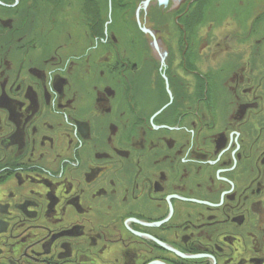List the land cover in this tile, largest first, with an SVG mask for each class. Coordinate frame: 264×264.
Masks as SVG:
<instances>
[{"label":"flooded vegetation","instance_id":"obj_1","mask_svg":"<svg viewBox=\"0 0 264 264\" xmlns=\"http://www.w3.org/2000/svg\"><path fill=\"white\" fill-rule=\"evenodd\" d=\"M65 4L0 0V264H264V155L247 124L264 107L236 89L251 80L239 69L225 83L240 98L222 124L210 125L211 108L182 94L181 79L172 100L162 90L141 97L140 74L154 72L156 86L158 51L176 64L173 51L147 49L138 63L115 32L104 40L96 21L84 34L92 48L81 49L55 26ZM25 8L37 13L20 18ZM187 49L175 48L192 76ZM185 104L190 137L149 132L164 121L181 129Z\"/></svg>","mask_w":264,"mask_h":264},{"label":"rangeland","instance_id":"obj_2","mask_svg":"<svg viewBox=\"0 0 264 264\" xmlns=\"http://www.w3.org/2000/svg\"><path fill=\"white\" fill-rule=\"evenodd\" d=\"M108 1V4L110 5V0ZM138 2V0H121L118 3L120 4L118 6L119 10H114L113 12L112 10H109L107 14L108 20H106L107 16L105 14L104 19H102L103 16L100 15L98 17H94L97 22V32H100V35H102L104 40L107 38V36H111L110 32H115L116 35L121 39L119 47L127 48V50L130 51L132 57L135 59L138 57L136 59L138 63H142L146 57L150 56V52H146L145 50L150 48L159 50L164 46L169 47L170 52L173 51L170 53L169 59H173L174 61L176 60V64L180 65L179 60L184 52H182V50H175V48H188L187 50H184L186 54L185 57L188 58V64H196V66L191 69L196 71V75H194V78H191L189 75L187 76L190 78H181L183 83H181L178 87L179 89H182V87L186 88L185 91L181 93L187 95L189 99H191L194 93H197V95L200 93L199 104L207 108H211L208 118L210 125H214L218 122L217 116L215 115L216 112H219L218 104L221 103L225 108V110L223 108L220 112V116H222L221 120H228L227 112L229 103L231 101L230 91L232 90H229L227 86L225 88V83L229 81L236 70L240 69V74L252 81L250 84H247L246 82V84H242L236 89L244 88L245 95H247V100L250 102L252 99H257L258 101L261 99L258 102L259 104L264 102V93L263 95L261 94L262 90H264V3H261L257 6L259 1L252 0L250 8L244 9L243 5H241V0H183L181 3H177L173 0L169 3L168 6L170 7H168L167 11H163V7L160 4H156L152 1L153 5L148 7L146 10H143L139 14V17L141 16L142 18V23H139L140 18L136 12V6L139 4ZM125 4L130 5L126 6ZM97 6L99 9L100 5L97 4ZM86 8L89 9V11H92L93 14L94 12L98 11L96 6L91 8V6L87 5ZM101 8L102 10L105 9L102 6ZM221 11L223 12L220 13ZM143 16L147 18V20H144ZM187 18L188 20H186ZM127 19L129 20V23L125 22ZM109 21L117 24L119 31H114L111 29L112 31H108L107 33V25ZM248 24L249 26L247 27ZM75 28L80 27L78 26ZM143 28L157 30V32L160 33L159 41L162 43L158 41L157 36L148 37L147 32H145ZM182 31H184V36L180 35ZM78 33L81 34V36L76 37L78 38L77 41L78 45H80V48H92L91 44H93L94 41H89L87 35H84L86 33ZM61 36L63 38L64 34ZM180 37H183L182 39L184 40H181L180 43L178 42L177 45H175L174 41ZM155 41L158 43L157 47V43ZM62 48L63 46L61 47V50ZM254 48H260V52L256 57L254 55ZM216 51H218V53ZM158 53L157 54L160 55V50ZM252 53L254 57H252ZM151 56L153 55L151 54ZM190 58H192V61ZM170 63L169 65L167 62V65L162 61H160V63L157 62V72L155 73L158 74L160 78L157 79L158 83L156 86L153 85L154 77L152 74H154V72L149 71L147 74L140 72L141 74L138 80L140 85L139 88L145 86L143 93H141V97L142 95H145L149 99L150 97H155L158 90H162L165 91L167 95H169L171 100L173 99L172 94L167 89V85L164 84V70L166 69V71H168V68H170L171 73L173 72L172 68L174 67V62L171 60ZM184 64L186 65L187 61H185ZM206 68L209 69L208 71L210 74H201L203 71H207ZM179 71L182 72V70ZM199 71H201L200 74ZM257 72L261 74V76H258ZM147 75H150L151 77H148ZM213 80L218 82L217 85L212 83ZM252 83H255L253 87H251ZM204 92H207L209 96L205 97L206 95ZM256 95L258 98H256ZM251 96H253V98H250ZM218 100L219 103L217 104ZM185 105L187 106V104ZM188 107L189 106H183V114L186 115V118L184 116L182 119L183 125L181 129L176 127L174 124H171L169 121H164V123L161 125L158 123V125L155 124L149 127V132L151 129H155L156 127V132H160L158 135L161 136H163L162 134L176 136L179 133H186L189 136L186 126H190V123L192 122V115L194 113L191 114V111H188L187 109ZM184 108L187 110L186 114ZM253 110L250 111L252 112L251 115L258 116L257 113H260V108H254ZM180 111L181 110L178 109V113H180ZM175 112H173L172 116H174ZM248 122L251 124L249 125V128L252 129L253 133H256L250 137V140L252 141L251 145H256L257 154H259L262 150L261 154L264 155V127L257 128L255 126V119L250 118V116L247 118V124ZM222 123L223 122H220L219 124ZM216 127L218 128L222 126L216 125ZM231 134L232 133H230V135ZM179 138L182 140V137ZM191 146L192 144H189V147ZM195 146L196 148L198 147L197 142L193 148H195ZM257 146L260 148L259 150H257ZM177 150L178 147L172 143V147H170V149H165L164 151L169 152V157L170 154H176ZM245 151L244 157L247 156L246 159H249V155H253L254 153V149L250 146L248 150L245 149ZM56 152L57 150L54 151V153ZM200 152L206 154L208 153V150H200ZM202 163H209V161ZM167 184L168 187H170L171 182L168 181ZM119 247L120 245H117V247L114 248V256L115 254L119 255Z\"/></svg>","mask_w":264,"mask_h":264},{"label":"bare ground","instance_id":"obj_3","mask_svg":"<svg viewBox=\"0 0 264 264\" xmlns=\"http://www.w3.org/2000/svg\"><path fill=\"white\" fill-rule=\"evenodd\" d=\"M139 2V4L136 6V12H137V15L139 14V13H141L144 9H146L145 7H146V3H148V5H150L151 4V2L153 1H155V2H160L161 3V1H163V0H138ZM168 1H170V0H168ZM179 0H177V2H178ZM259 2L257 3V6L259 5V4H261V3H264L263 2V0H258ZM17 2H20V0H17ZM171 2V1H170ZM241 5H243V8L244 9H249L250 8V6H251V3H252V0H241ZM118 4V3H117ZM102 7H104L105 9H103V10H98L97 12H94V14L92 13V11H89V9H87V8H82V9H80L79 8V10L78 9H74V8H71L70 6H69V4L67 3V4H65V6H64V13L62 14V12H60V11H58L57 12V14H62V15H60V17H58V19L56 18L55 20H54V22L56 23L55 24V26L57 27V28H68V34H69V37H68V39L69 40H71V39H74V38H76V37H78V36H81V34H79L78 32H81L82 34H84V33H90V32H92L93 31V29H94V26H95V23H94V21H96L95 19H94V17H98L99 15L100 16H103V18L102 19H104L105 18V16H104V14L107 16V14H108V12H109V10H112V12L114 11V10H119L118 8V6H116L115 5V2H114V0H110V5H108V7L105 5V4H100ZM119 5V4H118ZM147 5V6H148ZM39 6V5H38ZM165 6V7H164ZM162 7H163V10L164 11H167V9H168V7H170V6H168V4H163L162 5ZM180 7H182V6H180ZM44 8V5H41L38 9H37V11H41V9H43ZM91 8H94V7H91ZM25 11H23L19 16H20V18H25L26 17V14L28 13V14H33V15H35L37 12L36 11H34V10H32V11H29V8H25L24 9ZM149 10V9H148ZM18 11H19V9H18ZM223 11H221L220 13H222ZM179 16V15H178ZM54 17V16H53ZM93 19V20H91L92 22H90V21H88L89 19ZM140 18V23H142V18H141V16L139 17ZM143 18H144V20H147V18H145L144 16H143ZM179 18V17H178ZM245 19V18H244ZM106 20H108V16H107V18H106ZM186 20H188V18L186 19ZM8 22H9V20H8ZM125 22L126 23H129V20L127 19V20H125ZM216 25V24H215ZM80 27V28H75V27ZM249 26V24L247 25V27ZM107 27H108V29H107V33H108V31H112V30H114V31H119V28L117 27V24H114L113 22H108V25H107ZM110 28V29H109ZM211 28V27H210ZM215 28H217V27H215ZM112 29V30H111ZM77 31V32H76ZM152 31H153V34H149V33H147V36L148 37H156L157 36V38H158V41H159V34L160 33H158L157 32V30H154V29H152ZM111 33V32H110ZM165 33H167V32H165ZM61 35H62V33H61ZM61 35H59V37L57 38V37H53V44H54V46L56 47L57 46V44H61L62 43V40H63V38L61 37ZM180 35H183L184 36V31H182V33L180 34ZM58 36V35H57ZM169 37V36H168ZM116 38L120 41L121 39H120V37H118L117 35H116ZM183 37H180L179 39H176L175 41H174V43H175V45H177V43L179 42L180 43V41L181 40H184V39H182ZM41 42V41H40ZM156 42V41H155ZM160 42V41H159ZM257 42V41H256ZM120 43H121V41H120ZM160 43H162V42H160ZM158 44V43H157ZM255 50H254V55H255V57L259 54V52H260V48H254ZM217 53H218V51H216ZM224 52V51H223ZM222 52V53H223ZM264 54V53H263ZM137 55V54H136ZM252 57H254L253 56V53H252ZM160 58H161V60H159V61H162L163 63H165V64H167V62H169V60H167V56L166 55H162V53L160 54ZM166 58V59H165ZM250 63H252V62H250ZM168 65V64H167ZM177 68H178V70H177ZM217 68L219 69V67L217 66ZM173 69H174V71L171 73V74H175L174 75V78H170V74L168 73V72H166V69L164 70V84L165 85H167V89H168V91L169 92H172V93H174L173 91L175 90L174 89V87H177V84H176V81H178L179 79H183V78H187V77H189V76H187V72L189 71L188 69H186L185 67H181L180 65H178V64H174V67H173ZM207 69V68H206ZM179 70H182V72H180ZM209 69H207V71H203L202 73H201V71H199V74L201 73V74H204V75H209L210 74V72L208 71ZM199 74H198V77H199ZM194 75H196L195 73H193L192 74V76H191V78L193 77L194 78ZM215 75V74H214ZM214 75H213V77H214ZM257 75L258 76H261V74H259L258 72H257ZM157 77L158 78H160L158 75H157ZM190 78V77H189ZM174 81H175V83H174ZM154 82V81H153ZM252 82V81H251ZM212 83H214L215 85H217V81L216 80H213L212 81ZM88 84V83H87ZM92 84V83H91ZM172 84H173V86H172ZM174 84H175V86H174ZM153 85H154V83H153ZM255 85V83H252L251 84V87H253ZM182 89H186L185 87H182ZM88 92H90V91H88ZM205 93V97H208L209 95H208V93L207 92H204ZM238 92H232V94L230 95L231 96V101L232 102H234V103H236L237 104V102H239L238 100H239V98H240V96H238V94H237ZM263 93H264V90H262V92H261V94L263 95ZM200 94V93H199ZM199 94L197 95L196 93H194L193 94V96L191 97V99L190 100H193L194 102L195 101H197V98L199 99ZM250 98H253V96H251ZM114 99H115V97L113 98V102H114ZM253 100V99H252ZM79 101L81 102V104H82V107L84 108L85 106H87L88 104H89V101L87 100V99H85V98H83V99H81V98H79ZM118 101V103H119V106L120 105H122V102L121 101H119V100H117ZM219 103V100H218V102H217V104ZM188 104H191V103H189L188 102ZM218 111L219 112H216V115L215 116H217V120H218V122L220 123V122H223L222 120H221V117L222 116H220V112H221V110L224 108V105L221 103V104H218ZM260 106H263L264 107V103L263 104H260ZM256 107V106H255ZM257 108V107H256ZM203 109L204 110H206V107L204 106L203 107ZM258 109V108H257ZM224 110H225V108H224ZM229 110V109H228ZM253 110V109H252ZM254 111V110H253ZM263 111V113L262 114H260V113H257V111H256V113L258 114V116H255V115H251V118H253V119H255V126L258 128V127H264V109L262 110ZM229 112V111H228ZM228 112H227V114H228ZM225 114V113H224ZM95 116H92V117H90V118H88V122H89V124L91 125V126H93L94 124H95V118H94ZM254 124V123H253ZM248 125H251L249 122H248ZM105 136V135H104ZM175 139H176V136H173ZM97 139L98 140H102V139H104V137L103 136H98L97 137ZM105 141V140H104ZM150 152H152V151H150ZM144 153H142L141 155H143ZM246 159V158H245ZM245 159H242V160H236L235 161V163H246V161L244 162L243 160H245ZM155 159H153L152 158V156L150 155V157H149V154L148 153H145L143 156H142V158H140V163H142L144 166H151L150 165V163H154L153 161H154ZM246 160H248V159H246ZM164 161V160H163ZM215 163H217V162H215ZM248 163H251V159L249 160V162ZM217 170V168H214V167H212L211 168V171L210 172H212V173H214L215 171ZM134 188V187H133ZM136 193H138V190L137 189H131V194H133L134 196L136 195ZM264 201V195H262V201L261 202H263ZM135 202V201H134Z\"/></svg>","mask_w":264,"mask_h":264},{"label":"trees","instance_id":"obj_4","mask_svg":"<svg viewBox=\"0 0 264 264\" xmlns=\"http://www.w3.org/2000/svg\"><path fill=\"white\" fill-rule=\"evenodd\" d=\"M66 2V4L68 3L69 5H70V7L71 8H74V9H78L79 10V8L80 9H82V8H84V7H87V5H89V6H91V7H94V6H96V8L98 9V6H97V4L98 5H100V4H105L107 7H108V3H109V1L108 0H59V2ZM121 0H114V2H115V5L116 6H119L117 3H119ZM123 1H126V0H123ZM128 1H130V0H128ZM126 6H129L130 4H125ZM99 9L100 10H102V8H101V5L99 6ZM98 9V10H99ZM99 10V11H100ZM164 11V10H163ZM183 13V12H182ZM181 13V14H182Z\"/></svg>","mask_w":264,"mask_h":264},{"label":"water","instance_id":"obj_5","mask_svg":"<svg viewBox=\"0 0 264 264\" xmlns=\"http://www.w3.org/2000/svg\"><path fill=\"white\" fill-rule=\"evenodd\" d=\"M168 2H169L168 0H163V1H161V3H160V2H159V3H160L161 5H163V4H168ZM147 5H148V3H146V7H145L146 9H147L148 6H149V5H148V6H147ZM146 9H145V10H146ZM139 14H140V13H139ZM139 14H138V17H139ZM139 23H140V22H139ZM143 30H144L145 32H147V33L153 34L152 29H149V28H143ZM156 43H157V42H156ZM157 46H158V44H156V47H157ZM182 254H184V255H186V257H188V256H187L188 254H187L185 251H183Z\"/></svg>","mask_w":264,"mask_h":264}]
</instances>
